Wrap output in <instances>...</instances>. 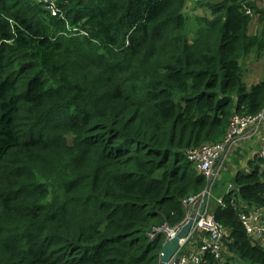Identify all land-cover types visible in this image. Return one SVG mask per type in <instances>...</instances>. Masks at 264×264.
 <instances>
[{"label": "trees", "instance_id": "obj_1", "mask_svg": "<svg viewBox=\"0 0 264 264\" xmlns=\"http://www.w3.org/2000/svg\"><path fill=\"white\" fill-rule=\"evenodd\" d=\"M193 2L206 16L191 38ZM57 6L0 0V264H160L164 239L148 235L208 186L191 153L264 111V78L246 82L264 60V0ZM243 166L222 165L233 189L210 209L223 256L203 264H264L239 219L264 209V161Z\"/></svg>", "mask_w": 264, "mask_h": 264}, {"label": "built area", "instance_id": "obj_2", "mask_svg": "<svg viewBox=\"0 0 264 264\" xmlns=\"http://www.w3.org/2000/svg\"><path fill=\"white\" fill-rule=\"evenodd\" d=\"M41 1V0H36ZM48 4V9L53 16H58L60 10L57 6L58 0H44ZM248 10V15H252ZM262 136L261 148L258 158L264 161V111L257 116L251 115H234L230 122V127L224 139L211 146H203L189 156L190 160L196 161L197 170L205 177L209 184L212 185L220 175L222 161L224 156L232 149L239 146L241 141L253 139ZM196 196L190 197L183 201L186 216L183 222L175 227L164 224L153 229L149 234L150 239L155 240L159 235L164 236L165 242L174 239L189 221L193 225L188 235L180 240L179 248L169 261L168 264H203V254L210 253L216 259H222L223 241L225 240L224 229H219L216 220L211 212L212 188ZM232 189V186L230 187ZM218 204H223V198L218 199ZM240 220L251 235L256 238L264 235V209L253 206L249 212L240 214ZM208 231L212 234L210 238L202 237L203 245L200 250L192 251L189 245L191 237L197 232ZM164 242V243H165Z\"/></svg>", "mask_w": 264, "mask_h": 264}, {"label": "rangeland", "instance_id": "obj_3", "mask_svg": "<svg viewBox=\"0 0 264 264\" xmlns=\"http://www.w3.org/2000/svg\"><path fill=\"white\" fill-rule=\"evenodd\" d=\"M186 13L190 14L188 16V20H189V32L191 34L190 37L192 38L194 36L195 26L197 25L196 17L200 15L206 16L205 15L206 10L197 9V7H195V4L193 2L189 4V7L187 8ZM263 78H264V60L262 61V63L260 62V63H257L256 65H254V63L250 64L249 67L247 68V75H246V82L248 86H251L261 81ZM235 152L236 151H234L233 153H230L226 158L227 160L225 159L222 165L224 164V162H226V164H229L231 161H234V157L237 159V161H242L244 164L246 161L245 149L241 146L236 154H234ZM248 154H251V153H248ZM222 175L223 177H221ZM231 179L232 177H229V174H224V172L222 171V173H220V177L218 176V179L216 180L217 185L212 191L213 197L217 198L218 195L223 194L226 191ZM213 204H214V198L211 200V206H213Z\"/></svg>", "mask_w": 264, "mask_h": 264}, {"label": "water", "instance_id": "obj_4", "mask_svg": "<svg viewBox=\"0 0 264 264\" xmlns=\"http://www.w3.org/2000/svg\"><path fill=\"white\" fill-rule=\"evenodd\" d=\"M207 189L208 190L210 189V184L207 187ZM192 225H193V221L191 220L188 222L187 225L183 227L181 232L174 239H172L171 241H166L164 243L162 250H161V259H160L161 264L169 263V261L172 259L177 249L179 248L180 240L185 238L188 235Z\"/></svg>", "mask_w": 264, "mask_h": 264}, {"label": "crops", "instance_id": "obj_5", "mask_svg": "<svg viewBox=\"0 0 264 264\" xmlns=\"http://www.w3.org/2000/svg\"><path fill=\"white\" fill-rule=\"evenodd\" d=\"M261 140H262V136L254 137L253 139L246 140V141H241L239 147L236 149H233V151H231L230 153H233L234 151L238 152V150L242 146L245 149V153H246V161H245L243 167H245V169L248 170L249 160H253L254 158L258 157V153H259L260 148H261ZM248 153H251V154H248ZM230 187H231V185L228 184V187H227L226 191L224 192L225 195L230 192ZM263 243H264V238H263Z\"/></svg>", "mask_w": 264, "mask_h": 264}, {"label": "clouds", "instance_id": "obj_6", "mask_svg": "<svg viewBox=\"0 0 264 264\" xmlns=\"http://www.w3.org/2000/svg\"><path fill=\"white\" fill-rule=\"evenodd\" d=\"M34 2H36V3H44V4H47V3H45V1L44 0H41V1H36V0H34ZM253 13V12H252ZM52 14V13H51ZM239 147V146H238ZM238 147H236V148H238ZM235 149V148H234ZM231 151H233V149L232 150H230L225 156H224V158H223V161L227 158V156L229 155V153L231 152ZM258 158V157H257ZM258 159H260V158H258ZM227 160V159H226ZM261 160V159H260ZM223 161H222V163H223ZM221 168H222V166H221ZM250 168V167H249ZM248 168V169H249ZM243 169L244 170H246L245 169V167H243ZM220 173H221V171H220ZM231 186H232V189H233V185L232 184H230ZM208 186H209V183H208ZM207 186V187H208ZM210 187H211V184H210ZM212 188V187H211ZM230 191H231V189H230ZM214 197H213V194H212V198H211V200L213 199ZM218 201V200H217ZM241 214V213H240ZM239 219H240V217H239ZM241 221V220H240ZM243 224V223H242ZM245 227V226H244ZM148 237L150 238V236L148 235ZM158 237H162L163 239H164V236H162V235H159ZM157 237V238H158ZM156 238V239H157ZM264 238V235H262V239ZM164 242H165V239H164ZM164 245V244H163ZM160 259H161V253H160ZM161 264V263H160Z\"/></svg>", "mask_w": 264, "mask_h": 264}]
</instances>
